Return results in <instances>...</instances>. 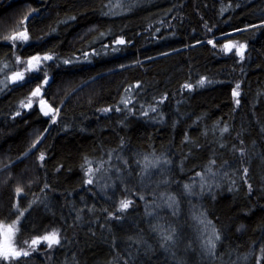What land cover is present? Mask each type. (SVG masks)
Here are the masks:
<instances>
[{
    "label": "trees",
    "instance_id": "16d2710c",
    "mask_svg": "<svg viewBox=\"0 0 264 264\" xmlns=\"http://www.w3.org/2000/svg\"><path fill=\"white\" fill-rule=\"evenodd\" d=\"M262 22L264 0H0V228L17 219L21 187L26 211L14 245L27 248L25 240L53 229L61 237L13 264H256L264 247V26L248 25ZM25 27L27 43L4 40ZM120 36L126 44L114 43ZM229 39L247 44L243 60L221 50ZM37 53L53 59L26 73L33 79L25 86L13 84L11 73ZM45 72L56 123L37 105L20 107ZM86 158L100 169L93 185L84 183ZM121 199L133 203L118 212Z\"/></svg>",
    "mask_w": 264,
    "mask_h": 264
},
{
    "label": "snow or ice",
    "instance_id": "6c2138e0",
    "mask_svg": "<svg viewBox=\"0 0 264 264\" xmlns=\"http://www.w3.org/2000/svg\"><path fill=\"white\" fill-rule=\"evenodd\" d=\"M33 11H35V10H33ZM72 19H75V17H72ZM27 20H28V17L25 16L24 21H27ZM261 26H264V22H262L261 25H248V27H261ZM209 31H211V29H209ZM237 31H240V29H237ZM29 39H30V36H29L28 29L26 27L22 31H14L11 35L4 37V40L12 42L13 47L16 46V44H15L16 41H22V42L27 43L29 41ZM114 43L117 45H124L127 43V41L124 39L123 36H120V37L115 38ZM197 43H200V41H197ZM207 43L212 45L213 48H215L217 46L216 42L213 39H209L207 41ZM105 47H107V45H105ZM233 49L236 50L235 54L237 56H239L241 60H243L245 57V50L247 49V44L246 43H240L238 41L229 39L226 43H224L222 45V48H221V50L226 54L232 53ZM52 59H53V56L51 54H48V53H45L43 55H41L39 53L31 55L26 60V67L20 71H13L11 73V75L8 77V79L13 84H17L18 86H21V87L25 86L26 83L31 82V80L33 79V78H28L26 80V73L31 72V73L38 74L42 70L41 69L42 62L50 61ZM16 60H17V62H20L21 57L17 56ZM64 63L67 64V63H70V61L65 60ZM206 79H207L206 77L201 78L198 81V84L200 86H203ZM48 83H49V79H48L47 73L45 72L42 79H41V82L36 83V86L30 92V95L27 98V100L26 101L21 100L20 107L31 110L33 108V98L39 97L40 98L39 99L40 111L43 113L44 116H50L51 115L52 123H56V118L58 116L59 109L53 107L44 98V93L42 91L43 86L48 85ZM136 87L137 88L140 87L139 83L136 84ZM193 87L194 86L190 83H185L183 85V88L189 89V90H192ZM239 88H240V84H236V87L232 90V95H233V97L236 98L235 103L237 106H239V104H240V99H239L240 92L238 91ZM166 98H167L166 95L164 97H162L161 102H163V100ZM121 103L124 104L125 107H127L129 104L132 103V101H131V99H123L121 101ZM149 107H150L152 112L156 111L155 107H153L151 105ZM101 111L107 113V112L113 111V108L112 107H105V108L101 109ZM115 111L120 112V111H122V109L120 107H116ZM129 111H135V109L131 108V109H129ZM141 114L144 116H147L148 112L143 111ZM16 115L19 116V115H21V113L19 111H17ZM221 131L227 132L228 131L227 126L222 128ZM38 142L39 141H37V143ZM35 146L36 145L33 144V147H35ZM241 155H243L242 149H241ZM109 156H111V154H109ZM119 158L120 157H117V159H119ZM39 159L41 161L44 160V154L43 153H41ZM127 163L128 162L125 161V164H127ZM211 163L214 164L215 161L213 160ZM86 164H87V167L85 169L86 179H85L84 183L87 185H93L94 184V173L99 171L100 169H93L92 161L87 160V158H86ZM100 167L103 168V163H101ZM110 171H111V168H109L107 170V172H110ZM119 171H120V169L117 168L116 172L119 173ZM206 171H207V173L211 174L212 177H215L216 174L212 173L211 167H209ZM107 172H106V174H107ZM243 172H244V175L247 176L248 169L244 168ZM197 175L201 177V180H200L201 190H203L206 185H207L208 189L210 190L211 184L209 183L207 177L202 173H197ZM100 179H103V177H101ZM109 179H111V177H109ZM117 179L120 180V179H122V177H120L118 175ZM45 187H48V186L45 185ZM107 187H109L108 184L101 185L102 190L107 188ZM184 187L189 192H191L192 185L186 184ZM249 189L251 190V185H249ZM22 192H23V189L21 187H16L15 193L17 196V201L13 205V207L17 209V219L13 222L12 225L7 226V232L2 233L3 238L0 239V262H4V264H13L14 261H19L22 257H24V258L29 257L32 254V252H35L39 249V245L41 243H46L48 249H52L54 246H58L61 244L60 232L57 229H53L52 231H45L44 234H42V235H35L31 238L30 241L25 240L24 244L28 245L27 248L17 247L12 243V237H13L14 233L16 231H19L18 225L20 223V220L25 217L26 209L20 208L19 199H18ZM140 199H144V197L140 196ZM132 203H133V201L130 199H121L119 201V206H118L117 211L118 212L126 211L132 205ZM169 206L171 207L172 204L170 203ZM109 215L115 219L120 218L119 216L116 215L115 212H111V213H109ZM201 223H203V221H201ZM213 236H214V239H209L208 244L210 245L209 251L214 254V250L216 247L215 241L219 240L220 236H219V233H217V232H214ZM163 239H164V241H170L173 239V237H172V235H165L163 237ZM260 252H261V256L257 258L256 264H264V247L260 248Z\"/></svg>",
    "mask_w": 264,
    "mask_h": 264
},
{
    "label": "rangeland",
    "instance_id": "374dc122",
    "mask_svg": "<svg viewBox=\"0 0 264 264\" xmlns=\"http://www.w3.org/2000/svg\"><path fill=\"white\" fill-rule=\"evenodd\" d=\"M39 97H36V98H33V106H36L39 107ZM26 109V108H25ZM4 232H7V226H3L0 228V233L2 235V233ZM15 235H16V232L14 233L13 237H12V243L14 244V241H15ZM3 238V236H1Z\"/></svg>",
    "mask_w": 264,
    "mask_h": 264
}]
</instances>
